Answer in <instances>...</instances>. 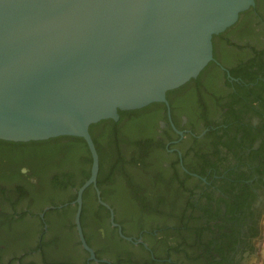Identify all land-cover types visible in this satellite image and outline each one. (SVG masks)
I'll return each mask as SVG.
<instances>
[{
    "label": "flooded vegetation",
    "instance_id": "flooded-vegetation-1",
    "mask_svg": "<svg viewBox=\"0 0 264 264\" xmlns=\"http://www.w3.org/2000/svg\"><path fill=\"white\" fill-rule=\"evenodd\" d=\"M214 58L198 77L167 93L170 115L162 102L141 108L149 107L159 117L155 128L140 137L138 148L122 142L124 157L136 156L145 166L140 172L135 170L141 182L132 190L141 209L143 205L148 210L143 222L159 215L174 216L177 221H161V227L153 231L143 228L131 234L115 214V222L129 240L121 236L110 213V234L99 229L97 235L92 227L95 239L103 248H112L117 260L98 256L82 224L99 261L91 259L84 248L75 221L78 240L89 255L86 264H253L259 257L264 233V0H256L236 24L214 37ZM165 112L167 118L161 119ZM102 134L103 127H99L96 135ZM149 140L151 150L147 149ZM102 143L107 152V141ZM9 148L13 145L0 139V151ZM17 153L14 158L13 152L5 157L0 154V256L5 247L1 242L12 235L13 246L29 241L30 228L21 235L16 227L38 217L44 228L40 236L43 254L57 259L68 239L57 229L58 220L49 216L54 212L60 216L55 210L64 205L45 206L37 216L30 209L15 208L47 195L46 181L55 180L59 173L45 170L40 161L24 162L28 153ZM162 156L170 158L172 169L166 160L161 161ZM163 167L168 170L164 172ZM169 171L170 181L153 180L159 175L165 180ZM75 201L71 206L77 212ZM8 207L13 211L8 212ZM8 221L13 229L8 228Z\"/></svg>",
    "mask_w": 264,
    "mask_h": 264
},
{
    "label": "water",
    "instance_id": "water-1",
    "mask_svg": "<svg viewBox=\"0 0 264 264\" xmlns=\"http://www.w3.org/2000/svg\"><path fill=\"white\" fill-rule=\"evenodd\" d=\"M256 0H0V139L82 137L93 163L77 190L76 224L84 235V191L113 207L98 186L100 156L92 124L120 110L162 102L213 61L214 37ZM108 261V260H103Z\"/></svg>",
    "mask_w": 264,
    "mask_h": 264
},
{
    "label": "rangeland",
    "instance_id": "rangeland-1",
    "mask_svg": "<svg viewBox=\"0 0 264 264\" xmlns=\"http://www.w3.org/2000/svg\"><path fill=\"white\" fill-rule=\"evenodd\" d=\"M160 118L162 119L163 116L161 115ZM11 152H13V158L16 156L15 154H20L22 152H19L16 149L9 148L6 151H0V154H2L4 157L5 155H10ZM26 154V153H25ZM28 157L24 158L22 161L24 162H43V164L48 165L49 159L46 158H40L37 155L32 154H26ZM135 156H131L127 158L129 161H135ZM165 161L167 164L169 170L172 169V161L170 158L166 156L161 157V161ZM53 160V161H52ZM51 164L56 165L58 164L61 159L59 157L52 158ZM54 162V163H53ZM34 165V164H33ZM36 166V165H35ZM35 171L38 172V166L35 167ZM142 169L143 167L136 168L134 165H127V171L129 174L133 177V181L135 183L141 182V178L138 175L135 170H138V172L142 171L139 169ZM164 169V170H163ZM163 171H167V167H163ZM68 170V169H67ZM134 170L135 173L132 172ZM34 171V172H35ZM57 171V172H56ZM42 172V170H41ZM55 175L58 173L61 174L62 172L58 169H55ZM129 175V176H130ZM167 178L160 179L159 176L157 178H152L155 180V182L164 183L171 180L172 173L169 171V174H166ZM130 177L128 175L126 176L125 180L122 181L121 184H123V188L120 190H117L116 192H109L108 197H116L117 202L124 203L125 207L119 208V210L122 209V212H117L118 221L122 223L125 227V229L131 233V234H138L143 228L149 229L153 231L155 228H158L161 225V221H166L167 223H171L172 221H177V217L174 216H157V218H151L152 220L143 222V214L147 213V211L143 212L141 209V205L134 200L133 191L131 188V191H126V185H128L130 189ZM81 180V176L78 178H73L71 181H69L66 188H57L52 185V182L54 181L49 179L46 181L47 188L50 190V192L45 195L43 198H41L38 201L28 200L27 202H22L20 205L16 206L15 210H26L30 209L32 210V213L36 214V216L43 211L45 206L52 205L53 203H60L62 201H68L72 200V198L75 196L77 192V185L79 184ZM114 194V195H113ZM90 195V194H89ZM87 196V205L89 211L86 213V217L84 219V229L87 231L88 238L90 239V242L97 248V254L99 257H105L110 258L113 260H117L116 256L112 252V248H103L99 242L95 239L94 235V229L97 231V235L100 234L99 229L103 232H107L110 229V220L108 221L106 211H103L102 219L96 220L95 214L100 210L98 203H96V198L92 196ZM108 202V201H107ZM111 206L112 204L108 202ZM125 208V210H123ZM154 211L158 210L160 208L154 207ZM8 212H12L13 209L11 207L7 208ZM60 216L57 212L50 213L49 219L58 220L59 223H57V229L62 232V234L65 236L66 240L62 246H60V253L61 256H59L57 259H50L47 257V255L43 254L42 245L40 242V236L43 234V224L38 217H34L32 221L24 220L20 222L19 226L16 227V231H19L21 235H25V232L30 228V236L29 241H22L23 243H20L18 246H13V235L12 238L9 240L2 241L1 243L5 245L4 248H2L4 251L1 253L0 256V264H86L88 260V253L83 249L81 246L77 233H76V224H75V215H76V207L71 206L66 211H59ZM142 212V213H141ZM170 212V211H169ZM54 214V215H53ZM158 214V213H157ZM63 215V216H62ZM164 217V218H163ZM163 218V219H162ZM176 219V220H175ZM60 220V221H59ZM13 221V220H11ZM26 221V222H25ZM132 221L134 222V225L132 224ZM180 222V219L179 221ZM8 223V228L13 229L10 221L6 222ZM13 224V222H12ZM93 226V227H92ZM161 227V226H160ZM163 227V226H162ZM173 235V234H170ZM115 238V234H114ZM112 238V240L114 239ZM115 245H120L117 243V240L114 241ZM260 253L259 257H256L253 259V264H264V233L261 237V243H260ZM172 253H175V249L173 247Z\"/></svg>",
    "mask_w": 264,
    "mask_h": 264
},
{
    "label": "trees",
    "instance_id": "trees-1",
    "mask_svg": "<svg viewBox=\"0 0 264 264\" xmlns=\"http://www.w3.org/2000/svg\"><path fill=\"white\" fill-rule=\"evenodd\" d=\"M150 111L151 110L149 107L137 110H120V119L118 121H115L114 119H107L99 123L92 124L90 127L91 134L100 154L98 186L102 192L103 200L112 204L116 215L118 211L122 212V209L119 210V208L125 207V204L119 202L116 203V197H108L109 192H116L117 190L122 189L123 184L121 183L125 180L127 175L131 179H129L130 189L128 185H126V191H131V188L133 190L135 187V182L132 179L133 177L127 171V165H134L135 167L144 166L140 164L136 156L133 158L135 159L133 162L124 157L122 154V142L125 146L128 144L132 148H138V144L141 141L140 137L143 135L145 137L149 128L151 130L155 128L157 118L159 117L157 114H154ZM162 116L167 118V113L165 112ZM99 127H103V134L100 137L96 135V131ZM64 139H67L68 141L62 142ZM103 140L107 141L108 143L107 152H104L102 143ZM4 142L13 145V149H16L24 154L29 153L46 159L59 157L61 161L58 164L52 165L51 162L53 160L51 161V159H49V164H45L46 167L44 168L47 171L58 169L62 172L61 174H58V176L52 182L54 187L66 188L69 181L75 177L78 178V176H81V180L77 185V189H79L91 176L93 158L88 143L82 137L64 136L41 141L13 142L4 140ZM148 142L149 144H147L150 145V147L147 146V149L151 150V148H153V142L151 140ZM136 186H138V184ZM88 195L96 198L95 202L98 203L100 209L95 214L96 220L102 219V213L103 211H106V217L109 221L110 211L98 201L94 186L91 185L86 189L83 197L84 204L81 216L82 224H84L86 213L89 211L86 201ZM133 195H135L134 191ZM76 198L77 192L72 200L53 203L52 206L57 207L59 204H62L64 205L63 209H59L57 207L55 211H66L71 207V202L76 200ZM145 209L146 207L144 208L142 205L143 212ZM123 210H125V208Z\"/></svg>",
    "mask_w": 264,
    "mask_h": 264
}]
</instances>
